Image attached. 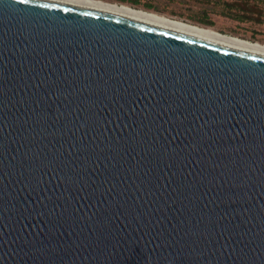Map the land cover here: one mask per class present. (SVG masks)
<instances>
[{"label": "water", "instance_id": "1", "mask_svg": "<svg viewBox=\"0 0 264 264\" xmlns=\"http://www.w3.org/2000/svg\"><path fill=\"white\" fill-rule=\"evenodd\" d=\"M0 264H264V56L0 0Z\"/></svg>", "mask_w": 264, "mask_h": 264}, {"label": "rangeland", "instance_id": "2", "mask_svg": "<svg viewBox=\"0 0 264 264\" xmlns=\"http://www.w3.org/2000/svg\"><path fill=\"white\" fill-rule=\"evenodd\" d=\"M231 0H131L123 2L174 19L214 29L220 33L237 36L264 44V0H248V19L236 20L229 16ZM119 3V2H118ZM230 9V11H229Z\"/></svg>", "mask_w": 264, "mask_h": 264}, {"label": "bare ground", "instance_id": "3", "mask_svg": "<svg viewBox=\"0 0 264 264\" xmlns=\"http://www.w3.org/2000/svg\"><path fill=\"white\" fill-rule=\"evenodd\" d=\"M85 9L101 11L111 15L129 18L144 24L164 28L203 41L211 42L239 51L264 56V44L252 42L237 36L220 33L214 29L167 17L127 4L105 0H50Z\"/></svg>", "mask_w": 264, "mask_h": 264}, {"label": "trees", "instance_id": "4", "mask_svg": "<svg viewBox=\"0 0 264 264\" xmlns=\"http://www.w3.org/2000/svg\"><path fill=\"white\" fill-rule=\"evenodd\" d=\"M105 1H111V2H119V3H123L127 0H105ZM136 0H131L132 3H134ZM248 0H231L229 3H227V5L229 6V8H232V6L234 8H238L237 11H231V13H228L230 17L236 19V20H245L248 19L249 17H247L246 12L249 11V9L243 8V7H239V6H247L248 5ZM230 11V9H229Z\"/></svg>", "mask_w": 264, "mask_h": 264}]
</instances>
